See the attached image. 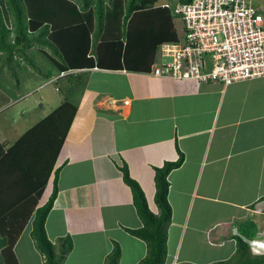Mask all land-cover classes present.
I'll return each instance as SVG.
<instances>
[{"label": "crops", "instance_id": "1", "mask_svg": "<svg viewBox=\"0 0 264 264\" xmlns=\"http://www.w3.org/2000/svg\"><path fill=\"white\" fill-rule=\"evenodd\" d=\"M254 2L264 14V0ZM170 12L177 39L159 45L149 72L140 58L139 73L83 71L87 83L74 101L77 113L49 179L47 188L51 183L52 189L48 194L46 188L40 201V206L48 202L59 170V193L46 231L55 247L72 239L64 264H105L115 243L122 251L119 264L140 263L148 246L127 231L143 223L122 169L128 166L151 211L159 214L156 170L181 156V166L169 175L172 221L166 264L231 261L238 237L250 248L264 244V78L224 86L155 77L161 45L183 37L182 20ZM14 106L11 97V104L0 110V144L5 150L56 110L14 134L16 141L8 148L5 131L12 132L10 140L17 124L6 128L2 116ZM14 251L20 264L45 263L32 238V222ZM196 251L204 258L196 259Z\"/></svg>", "mask_w": 264, "mask_h": 264}, {"label": "trees", "instance_id": "2", "mask_svg": "<svg viewBox=\"0 0 264 264\" xmlns=\"http://www.w3.org/2000/svg\"><path fill=\"white\" fill-rule=\"evenodd\" d=\"M157 2L0 0V61L7 63L17 86L25 62L46 79L59 75L55 83L64 95L62 105L13 147L5 150L0 144V161L5 158L0 164V264H20L14 249L30 222L32 238L44 256V264H64L73 248L72 239L65 238L58 252L46 231L47 219L59 193V170L55 172L48 202L40 206V201L76 116L75 98L87 83L88 73L83 71L99 68L139 73L143 70L136 59L140 58L149 72L159 45L177 39L170 10L154 7ZM35 47H39L37 51L50 65L45 72L26 55L27 50ZM63 80L67 81L66 85L60 88ZM9 104L11 96L0 87V110ZM182 161L181 156L179 161L156 170L155 203L159 214L151 211L142 187L131 177L128 166L122 169L143 223V227L127 231L148 246L147 256L138 264H166L168 228L172 221L169 175ZM236 241L238 257L218 264H232L238 258V264H264V255L253 256L244 238L238 237ZM121 254L120 245L115 243L107 264H119Z\"/></svg>", "mask_w": 264, "mask_h": 264}, {"label": "built area", "instance_id": "3", "mask_svg": "<svg viewBox=\"0 0 264 264\" xmlns=\"http://www.w3.org/2000/svg\"><path fill=\"white\" fill-rule=\"evenodd\" d=\"M160 7L182 20L183 37L161 45L155 77L224 86L264 78V14L252 0H164Z\"/></svg>", "mask_w": 264, "mask_h": 264}, {"label": "rangeland", "instance_id": "4", "mask_svg": "<svg viewBox=\"0 0 264 264\" xmlns=\"http://www.w3.org/2000/svg\"><path fill=\"white\" fill-rule=\"evenodd\" d=\"M252 1L254 2V0ZM161 2H164V0H161ZM161 2H158L157 5L162 4ZM176 19L177 21H174L176 25L181 26V20L178 18ZM38 48L39 47H35L32 48V50H27L26 55L33 59V62H35L36 65L45 72V70L49 68L50 65L48 61L37 51ZM46 51L51 54L49 50L46 49ZM16 57H18V54H16ZM23 64L25 69H23V71L21 70L20 72V86L18 87L16 79L13 78L10 72L7 70V63L0 61V83L15 102V106L9 109L2 116V118L6 120V123L4 124L6 128H8L10 123L17 124L16 132H13L12 138L10 140L9 135H11L12 132L5 131L7 140L9 141L8 148L13 146L16 141L14 134L25 132L27 127L33 125L36 120H41L42 118L48 116L60 105V101L64 98V95L61 92L56 91L57 84L55 81L59 78V75H55V77H53L54 79L49 80L40 75L28 62ZM63 82L64 83L60 84V88L65 87L67 81L63 80ZM96 85L100 86L101 83L98 81ZM80 92L81 90L78 92L77 98L75 99H79L78 96ZM51 189L52 184L50 183L49 188H47L48 194H50ZM47 193L45 198L47 197ZM151 206L153 208L155 207L153 206V203H151ZM56 248L58 251H60L59 244H57ZM250 249L253 256L264 255L263 243L257 245L253 243ZM194 255L196 259L204 258L197 251L194 252ZM235 257L238 256L235 254L234 258ZM206 259H211L210 255H208ZM239 259L240 258H238L237 261H233L232 263L238 264ZM105 264H107V262Z\"/></svg>", "mask_w": 264, "mask_h": 264}]
</instances>
